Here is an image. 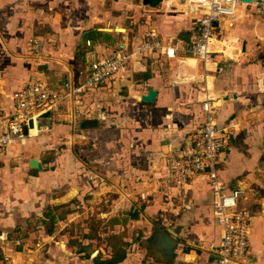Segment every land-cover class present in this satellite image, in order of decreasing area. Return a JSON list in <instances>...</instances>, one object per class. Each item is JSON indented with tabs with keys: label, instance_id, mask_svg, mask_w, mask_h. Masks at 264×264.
I'll use <instances>...</instances> for the list:
<instances>
[{
	"label": "crops",
	"instance_id": "obj_1",
	"mask_svg": "<svg viewBox=\"0 0 264 264\" xmlns=\"http://www.w3.org/2000/svg\"><path fill=\"white\" fill-rule=\"evenodd\" d=\"M189 5L0 0V115L12 112L14 92L32 81L65 93V83L87 79L94 61L131 54L126 68L87 91L81 105L59 101L50 117L40 118L50 109L37 116L28 137L0 147V264H101L112 255L105 240L111 234L127 243L118 264H220L210 250L222 227L209 183L193 176L169 189L159 185L165 157L182 154L199 134L207 95L216 122L227 128L221 176L228 190H243L239 207L251 215L246 256L234 264H264V18L243 19L241 10L232 25L221 22L206 70L182 49L199 15ZM153 29L177 44L176 57L139 51ZM37 38L39 56L32 50ZM150 89L157 94L144 101ZM33 158L41 168L31 166ZM34 212L39 239L26 259V245L10 247V233ZM96 220L104 239L98 244L87 237ZM163 243L172 244L174 256L159 249Z\"/></svg>",
	"mask_w": 264,
	"mask_h": 264
},
{
	"label": "built area",
	"instance_id": "obj_2",
	"mask_svg": "<svg viewBox=\"0 0 264 264\" xmlns=\"http://www.w3.org/2000/svg\"><path fill=\"white\" fill-rule=\"evenodd\" d=\"M189 9L196 17L195 33L184 41L182 49L200 57L205 69L212 60L211 45L220 31V24L226 21L232 25L241 7L251 8L255 13L264 15V0H186ZM90 43V40H88ZM32 50L36 56L43 52V41L34 39ZM160 50L167 58L177 54V44L165 42L156 30H151L141 43L140 52ZM131 54L121 50L114 55L103 57L91 64L87 79L77 86L65 83L69 90L65 93L53 91L45 81H32L14 92L13 110L8 115H0V147H7L29 136L30 121H36L44 110L53 109L59 101L73 100L74 104L83 103L84 94L93 88L104 86L114 75L126 68ZM214 98L207 95L203 100L204 119L197 137L182 151H171L165 157V173L159 180L161 188L169 189L181 185L196 176L206 180L214 193L215 215L222 227V239L218 245L211 244L210 250L216 252L220 264L240 262L247 253L251 232V215L239 207L243 194L241 188L228 190L219 170L220 153L224 148L222 134L226 127H220L215 119ZM75 112L80 114L79 107Z\"/></svg>",
	"mask_w": 264,
	"mask_h": 264
},
{
	"label": "rangeland",
	"instance_id": "obj_3",
	"mask_svg": "<svg viewBox=\"0 0 264 264\" xmlns=\"http://www.w3.org/2000/svg\"><path fill=\"white\" fill-rule=\"evenodd\" d=\"M241 10H242V14L245 16L243 19L254 20L257 16H261V14L257 15L256 13L253 12V10L247 9V7H241ZM262 17L264 18V15H262ZM241 21L242 20L238 19L236 21V25H241L242 24ZM217 32L219 33V31H217ZM218 36H219V34H218ZM18 221H19V223H17V225L14 228H12L14 230H12V233H10L11 234L10 239L12 240L10 247L17 248L19 246L23 247L24 245H26L27 253L29 255H27V258H26V256H24V258L28 259L29 256L35 255L34 251H29V249L36 250L37 246L35 245V242L39 239V234L37 233L36 230H37V226L41 225V220L36 216V214L34 212V213H31L29 215V217L26 218L25 220H23L22 218H19ZM45 221H47V220H45ZM97 241H100V240L97 239L95 241L96 244H98ZM45 251L46 250H44V252ZM36 259L37 258H35V260H32V262L36 261ZM39 262L40 261H38L37 263L40 264ZM19 264H22V262H19ZM41 264H43V263H41ZM60 264H67V263H65V261H62Z\"/></svg>",
	"mask_w": 264,
	"mask_h": 264
},
{
	"label": "trees",
	"instance_id": "obj_4",
	"mask_svg": "<svg viewBox=\"0 0 264 264\" xmlns=\"http://www.w3.org/2000/svg\"><path fill=\"white\" fill-rule=\"evenodd\" d=\"M60 216L63 217L64 213ZM56 220L57 219L54 216L50 218V222H55ZM98 223H101V220L94 221V223L92 224V228H91L92 231L91 233H89V235H87V237L104 240L97 233ZM122 237L123 236L116 235V234H111L108 237H106L105 240L108 242L110 246H112V255L111 257L101 260L100 262L101 264H118L126 258L127 250L125 247L127 243L126 241L121 239ZM81 249H83L82 245H81Z\"/></svg>",
	"mask_w": 264,
	"mask_h": 264
},
{
	"label": "water",
	"instance_id": "obj_5",
	"mask_svg": "<svg viewBox=\"0 0 264 264\" xmlns=\"http://www.w3.org/2000/svg\"><path fill=\"white\" fill-rule=\"evenodd\" d=\"M243 1L252 2L253 0H243ZM142 2L146 5L156 6L161 2V0H142ZM156 94H157V92L154 89H150L148 91V93L143 96L142 99L144 101H152L154 99V97L156 96ZM51 114H52L51 110L46 111L40 115V118H48L51 116ZM34 126H35L34 120H31L30 121V127H34ZM30 163H31L32 167H37V168L42 167L40 162L35 158H33ZM159 249L162 250L168 256L169 255L174 256L173 247H172V244H170V243L169 244L163 243V246L159 247Z\"/></svg>",
	"mask_w": 264,
	"mask_h": 264
},
{
	"label": "bare ground",
	"instance_id": "obj_6",
	"mask_svg": "<svg viewBox=\"0 0 264 264\" xmlns=\"http://www.w3.org/2000/svg\"><path fill=\"white\" fill-rule=\"evenodd\" d=\"M161 2H162V0H161ZM161 2H160V3H161ZM160 3H159V4H160ZM159 4H158V5H159ZM158 5H156V6H158Z\"/></svg>",
	"mask_w": 264,
	"mask_h": 264
}]
</instances>
